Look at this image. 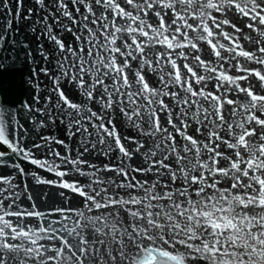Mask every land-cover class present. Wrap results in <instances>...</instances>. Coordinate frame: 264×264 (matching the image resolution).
Segmentation results:
<instances>
[{
  "label": "snow or ice",
  "instance_id": "6c2138e0",
  "mask_svg": "<svg viewBox=\"0 0 264 264\" xmlns=\"http://www.w3.org/2000/svg\"><path fill=\"white\" fill-rule=\"evenodd\" d=\"M36 3L41 10L49 8L46 0ZM53 3L51 16L45 12L38 23L45 24L48 38L63 54L58 62L61 75L53 77L58 115L61 121L67 119L70 135L85 134L82 149L71 162L94 168L93 175L112 172L114 176L92 181L100 187L90 192L86 191L90 185L64 184L84 198L88 213L95 214L79 211L71 227L57 228L50 222L35 231L7 217L41 214L8 211L14 200L5 205L7 190L0 188L4 209L0 211V264H185V260L188 264H264V0ZM56 26L80 43L66 44L53 34ZM225 26L232 33L223 31ZM245 29L249 31L235 35ZM220 35L228 46L215 41ZM240 39L254 47L244 50ZM201 42L221 61L228 60L222 50L230 51L233 60L239 56L261 67L249 68L237 61V71L247 75L205 76L194 70L195 64L177 63L176 58L187 61L192 56L206 71L217 72L209 67L212 61L177 51L190 48L199 53ZM145 68L158 77L156 83L146 79ZM249 77L260 83L241 86L239 81ZM62 78L77 86L83 97L79 103L59 90ZM208 79L230 87L221 92L220 84L217 92H206L203 82ZM194 83L203 87L194 88ZM113 113L136 134L121 137ZM161 114L167 115L163 124ZM51 119L56 122V116ZM4 132L0 126V143L16 152ZM54 143L67 147L63 140ZM113 152L118 154L111 156ZM86 153L103 155L111 163L97 167L80 159ZM134 157L143 160L136 164ZM4 182L0 178V184ZM45 238L59 244H40Z\"/></svg>",
  "mask_w": 264,
  "mask_h": 264
},
{
  "label": "water",
  "instance_id": "95a60500",
  "mask_svg": "<svg viewBox=\"0 0 264 264\" xmlns=\"http://www.w3.org/2000/svg\"><path fill=\"white\" fill-rule=\"evenodd\" d=\"M46 2L49 8L41 10L36 0H0V35L3 36V39H0V126H3L4 134L10 143L18 149L13 152L10 147L0 143L5 147V150H0V153L3 154L2 162H0V178L5 181L0 184V188L7 190L5 195L8 198L3 201L5 205L14 200L8 211L41 214L40 216L7 217L14 224L18 221L22 228L27 226L25 230L31 231L45 227L50 222H53V226L57 228L61 227V224H68L71 227L79 211L85 212L86 215L95 214V211L93 213L87 212L83 197L63 185H90L86 189L90 192L91 188L100 187L92 181L97 178L106 179L114 176L112 172H99L93 175L94 168L71 162L77 158L78 151L82 149L80 140L85 137V134L81 132L77 133L76 136L70 135L66 128L67 119L61 121L58 115L59 109L55 107V101L58 99L56 90L58 86L53 77L61 75L58 70V62L63 54L59 51L58 46L48 38L45 24L43 22L38 23L45 12L51 16V9L55 8L53 0H46ZM60 19L64 24H69L66 17H60ZM235 22L238 26L241 23L239 19ZM48 23H51V19L48 20ZM91 27L94 28L95 26L92 25ZM223 31L232 33V29L227 26L224 27ZM247 31L249 30L245 29L235 35L242 36ZM53 34L58 35V38L66 44L75 46L80 43L74 41L72 34L59 26L54 27ZM251 35L255 37L256 33H251ZM215 41L226 46L229 45V42L222 35L216 36ZM238 43L244 46V50L254 47L244 39H240ZM230 47H235V45ZM159 50L165 51V49ZM153 51L155 52L156 49L154 48ZM177 51L190 52L193 55H199L201 59L212 61L213 63L209 67L217 68V72L206 71L205 67L198 65L192 56H189L187 61H183L176 58L175 53H173L178 64H195L197 68L194 70H198L205 76H218L221 73L233 77L247 75L246 72L237 71V68L240 67L237 61L247 64L249 68L261 67L244 61L243 57L237 56L236 60H233L231 57L234 54L230 51L222 50V56H227L228 60L227 62L221 61L214 55L211 47L202 42L199 53L190 48H181ZM132 64L135 66L136 62L133 61ZM184 71L186 70L181 68V72ZM145 72L147 73L146 79L151 83H156L158 77L150 69L145 68ZM188 75L191 77L190 73ZM249 81H254L255 84L260 83L254 77H249V80L239 81V83L241 86H245ZM203 83L207 85L204 88L206 92H217L216 86L220 84H223V87L220 88L221 92L230 87L227 83L217 79H208ZM193 87L200 89L203 84L194 83ZM59 90L63 91L72 102L79 103L83 99L77 86L67 79L59 80ZM261 92L264 94V89H261ZM225 94L232 98V93L226 92ZM239 95L243 96V93ZM164 99L167 101L169 98L165 97ZM213 103L215 102L213 101ZM99 107L100 105L97 104L96 108ZM51 116H56L55 123L52 122ZM166 119L167 115L161 114V124ZM112 120L119 125L117 131L121 137L136 134V129L122 121L118 113L112 114ZM91 130L95 131L94 128ZM41 137H48L49 139L44 140ZM141 138L146 139V137ZM55 140H63L67 147L54 143ZM34 145H39V147ZM55 153H59V155ZM117 154V152H113L111 156ZM80 159H86L97 167L111 163L110 158L100 154L86 153ZM124 159L127 160V158ZM134 160L136 164H139L143 158L134 157ZM33 161L37 163H33ZM134 174L138 178H142L141 174ZM114 178L117 181L121 179L119 176ZM148 178H151V174ZM107 186L110 187L111 185ZM119 191L123 192L124 189ZM9 193L11 195H8ZM61 209L76 211H58ZM0 211H4V209L0 208ZM101 211L106 210L102 209ZM64 215H68L70 219L62 220ZM56 221L61 223L56 224ZM40 235L43 236L44 234L40 233ZM39 243L45 246H57L59 240L45 238L41 239ZM177 249H180L181 252L184 251L179 245H177ZM185 264H188L187 260H185ZM193 264L196 262L194 261ZM200 264L203 262L201 261Z\"/></svg>",
  "mask_w": 264,
  "mask_h": 264
},
{
  "label": "trees",
  "instance_id": "16d2710c",
  "mask_svg": "<svg viewBox=\"0 0 264 264\" xmlns=\"http://www.w3.org/2000/svg\"><path fill=\"white\" fill-rule=\"evenodd\" d=\"M0 150H5V147L0 144Z\"/></svg>",
  "mask_w": 264,
  "mask_h": 264
}]
</instances>
